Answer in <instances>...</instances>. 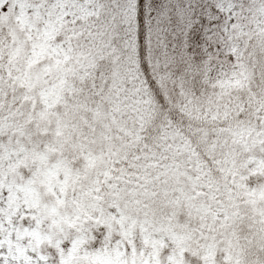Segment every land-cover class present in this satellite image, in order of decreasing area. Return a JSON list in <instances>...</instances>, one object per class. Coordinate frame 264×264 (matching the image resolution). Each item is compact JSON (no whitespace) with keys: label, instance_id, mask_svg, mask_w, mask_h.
Listing matches in <instances>:
<instances>
[{"label":"snow or ice","instance_id":"snow-or-ice-1","mask_svg":"<svg viewBox=\"0 0 264 264\" xmlns=\"http://www.w3.org/2000/svg\"><path fill=\"white\" fill-rule=\"evenodd\" d=\"M0 264H264V0H0Z\"/></svg>","mask_w":264,"mask_h":264}]
</instances>
